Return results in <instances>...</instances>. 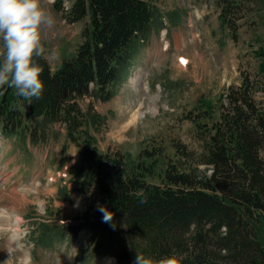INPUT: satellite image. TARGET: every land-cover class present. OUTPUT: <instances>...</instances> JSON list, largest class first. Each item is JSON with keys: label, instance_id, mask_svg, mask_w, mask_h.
Here are the masks:
<instances>
[{"label": "rangeland", "instance_id": "374dc122", "mask_svg": "<svg viewBox=\"0 0 264 264\" xmlns=\"http://www.w3.org/2000/svg\"><path fill=\"white\" fill-rule=\"evenodd\" d=\"M149 1V29L111 83L110 97L76 100L98 151L120 154L127 169L141 163L144 178L160 183L169 163L204 169L196 163L201 130L219 118L223 93L240 85L243 75L257 81L255 101L264 108V74L259 73L264 0H237L239 11L231 16L235 38L219 20L216 0ZM71 3L41 0L54 19L42 28V55L52 69L75 51L88 21V16L64 17ZM177 35L183 37L179 49ZM182 54L189 60L178 67ZM30 123L36 125L32 132L26 126L8 137L0 133V210L9 215L5 220L0 215V264H117L112 255H92L82 230L76 236L57 234L98 195L95 189L83 194L74 188L71 169L79 164L83 146L67 138L64 123L41 118ZM15 215L19 223L13 230Z\"/></svg>", "mask_w": 264, "mask_h": 264}, {"label": "trees", "instance_id": "16d2710c", "mask_svg": "<svg viewBox=\"0 0 264 264\" xmlns=\"http://www.w3.org/2000/svg\"><path fill=\"white\" fill-rule=\"evenodd\" d=\"M71 2L64 17L88 16V21L75 51L55 69L43 55L35 57L43 67L42 96L29 99L14 87H0L4 137L26 126L32 132L36 125L30 122L41 118L64 123L67 138L83 146L79 164L71 169L74 188L83 194L95 189L98 199L61 224L57 234L76 236L82 230L92 255H112L117 264H132L136 253L159 257L174 251L183 254L182 264H264V108L255 101L257 81L245 74L240 85L223 93L219 118L201 130L196 163L204 164L203 170L169 163L162 182H149L141 163L127 169L120 154L100 152L91 144L76 99L110 97L111 83L149 29L150 1ZM216 3L221 23L235 38L231 16L240 4ZM260 55L259 73L264 74V50ZM177 151L185 154L178 146ZM105 213L111 218L105 219Z\"/></svg>", "mask_w": 264, "mask_h": 264}, {"label": "clouds", "instance_id": "9594fccd", "mask_svg": "<svg viewBox=\"0 0 264 264\" xmlns=\"http://www.w3.org/2000/svg\"><path fill=\"white\" fill-rule=\"evenodd\" d=\"M53 23L41 0H0V87H14L29 99L42 96L43 67L35 57L44 52L42 28ZM183 259L179 251L159 257L136 253L132 264H182Z\"/></svg>", "mask_w": 264, "mask_h": 264}, {"label": "bare ground", "instance_id": "6f19581e", "mask_svg": "<svg viewBox=\"0 0 264 264\" xmlns=\"http://www.w3.org/2000/svg\"><path fill=\"white\" fill-rule=\"evenodd\" d=\"M178 37V38H177ZM177 37L176 38H174V39H176V42H175V47H176V49H179L180 47H181V43H180V40H183V37L182 36H180V35H177ZM197 37V36H196ZM157 55V54H156ZM177 56V55H176ZM179 57V59H180V61H177V66L178 67H181L183 64H184V66H186V63H187V61L189 60L188 58H186V57H184L183 58V56L182 55H180V56H178ZM176 60V59H175ZM0 215H1V219H3L4 218V220H5V218H9L8 216V214H6V211L5 210H0ZM18 223H19V218H17V216L15 215L14 216V219H13V223H12V228H13V230H16V228H17V225H18ZM16 233H13V235H15ZM26 258V257H25Z\"/></svg>", "mask_w": 264, "mask_h": 264}]
</instances>
